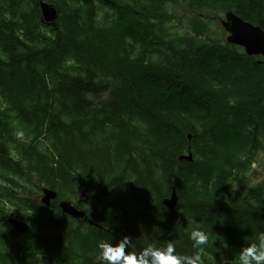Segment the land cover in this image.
<instances>
[{"label": "trees", "instance_id": "obj_1", "mask_svg": "<svg viewBox=\"0 0 264 264\" xmlns=\"http://www.w3.org/2000/svg\"><path fill=\"white\" fill-rule=\"evenodd\" d=\"M226 12L264 31V0H0V264H99L122 236L191 255L193 222L204 264H231L264 232V181L245 177L264 152V57L212 37Z\"/></svg>", "mask_w": 264, "mask_h": 264}, {"label": "clouds", "instance_id": "obj_2", "mask_svg": "<svg viewBox=\"0 0 264 264\" xmlns=\"http://www.w3.org/2000/svg\"><path fill=\"white\" fill-rule=\"evenodd\" d=\"M16 135L22 138L23 132L18 131ZM193 223L189 239L195 251L191 255L177 252L172 241L164 244L148 243L137 251L132 237L122 236L115 242L107 239L98 242L99 264H204L203 255L211 236ZM231 264H264V232L257 231L254 239L242 244L233 253Z\"/></svg>", "mask_w": 264, "mask_h": 264}, {"label": "water", "instance_id": "obj_3", "mask_svg": "<svg viewBox=\"0 0 264 264\" xmlns=\"http://www.w3.org/2000/svg\"><path fill=\"white\" fill-rule=\"evenodd\" d=\"M40 12L43 23L52 24L57 18L56 9L43 1H40ZM224 31L228 34L226 42L230 45L238 46L243 49L244 53L249 57L261 56L264 57V31L259 26H254L248 22L243 21L236 16L233 12H226L224 19L220 22ZM179 160L191 162L192 157L181 156ZM44 197L42 198L43 204L50 205V201L56 198V193L49 189H43ZM164 206L172 210L177 204V197L174 191H172L169 198L162 201ZM61 211L72 218H82L84 213L77 211L67 201H61L59 203ZM9 225L20 235L28 232V226L14 219L8 220Z\"/></svg>", "mask_w": 264, "mask_h": 264}, {"label": "rangeland", "instance_id": "obj_4", "mask_svg": "<svg viewBox=\"0 0 264 264\" xmlns=\"http://www.w3.org/2000/svg\"><path fill=\"white\" fill-rule=\"evenodd\" d=\"M174 11L177 13V15L180 16L181 20L184 22L185 17L187 16L186 12L180 8H175ZM223 19H224V14L221 15L218 18V20L215 19L213 25H210V27L212 29V37L213 38H216V39H222L223 38V40H225L226 37L228 36L220 24V21ZM175 28H176V26H174L173 30H175ZM186 28H187V25L184 23L183 29L179 33H184L186 31ZM190 34L193 35L192 33H190ZM194 36H195V39H199V37L197 35H194ZM248 171H249V174H247V176H245V177H246L247 183L249 185L254 186V185L259 184L260 182L264 181V152L259 155V160H255L254 163L250 166V169ZM238 188L239 187H237L236 184H233V190L238 191ZM239 189L243 192V190L241 188H239ZM78 200H80V199H78ZM88 206H83V207L86 208ZM43 261L44 260L42 258H39L38 260H35L34 262L41 263Z\"/></svg>", "mask_w": 264, "mask_h": 264}, {"label": "bare ground", "instance_id": "obj_5", "mask_svg": "<svg viewBox=\"0 0 264 264\" xmlns=\"http://www.w3.org/2000/svg\"><path fill=\"white\" fill-rule=\"evenodd\" d=\"M27 223V222H26Z\"/></svg>", "mask_w": 264, "mask_h": 264}]
</instances>
